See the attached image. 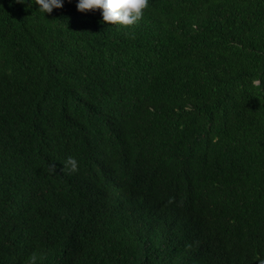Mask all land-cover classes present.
<instances>
[{
  "label": "trees",
  "instance_id": "obj_1",
  "mask_svg": "<svg viewBox=\"0 0 264 264\" xmlns=\"http://www.w3.org/2000/svg\"><path fill=\"white\" fill-rule=\"evenodd\" d=\"M256 78L264 0H0V264H264Z\"/></svg>",
  "mask_w": 264,
  "mask_h": 264
},
{
  "label": "clouds",
  "instance_id": "obj_2",
  "mask_svg": "<svg viewBox=\"0 0 264 264\" xmlns=\"http://www.w3.org/2000/svg\"><path fill=\"white\" fill-rule=\"evenodd\" d=\"M31 7L33 0H17ZM65 0H35V4L45 13H52L54 9L63 7ZM149 7V0H76L79 11L101 10L102 19L109 24L122 26L133 25L139 22L144 15V10ZM253 86L264 89V80L256 78ZM72 171L78 170L79 161L74 156H69L66 162ZM50 167L54 170L55 164ZM36 254L29 258V264H36Z\"/></svg>",
  "mask_w": 264,
  "mask_h": 264
}]
</instances>
